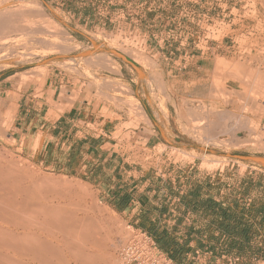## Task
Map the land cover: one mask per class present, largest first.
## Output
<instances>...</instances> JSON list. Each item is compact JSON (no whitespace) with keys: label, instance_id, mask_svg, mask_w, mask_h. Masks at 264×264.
Listing matches in <instances>:
<instances>
[{"label":"rangeland","instance_id":"rangeland-1","mask_svg":"<svg viewBox=\"0 0 264 264\" xmlns=\"http://www.w3.org/2000/svg\"><path fill=\"white\" fill-rule=\"evenodd\" d=\"M0 18L12 25L0 30V161L26 169L47 204L89 220L109 264H125L123 249L137 231L138 211L118 209L109 192L116 164L107 166L109 176L93 178L97 159L86 149L71 164L68 152L39 153L12 138L13 114L4 103L59 72L74 77L88 98L127 112L128 123L110 125L117 147L106 151L122 156L125 169L183 170L192 178L198 170H257L261 181L253 176L251 191L231 196L237 218L251 229L249 241L231 251L223 242L231 255L220 262L264 264V165L226 157L264 159V0H0Z\"/></svg>","mask_w":264,"mask_h":264},{"label":"crops","instance_id":"crops-1","mask_svg":"<svg viewBox=\"0 0 264 264\" xmlns=\"http://www.w3.org/2000/svg\"><path fill=\"white\" fill-rule=\"evenodd\" d=\"M75 83L76 79L70 74L59 72L52 74L40 87L14 92L11 101L4 103L6 110L13 114V140L22 148L38 146L39 153L47 147L52 148L50 152H68L71 164L78 161L86 149L97 159L90 169L93 178L109 176L107 166L115 163L110 173L117 182L109 192L114 195L117 208V203L126 198L128 204L124 210L138 211L134 222L137 231L151 236L173 264H221L220 258L231 255L222 246L230 239L215 226L216 219L223 209L236 211L238 205L231 199L232 194L237 190L241 193L251 191L249 186H255L254 181L260 180L261 174L251 167L242 171L227 170V174H222L223 170H198L193 178V173L183 170L172 174L148 171L141 175L136 168L127 170L122 156L106 153L117 147L111 145L110 125L118 122L111 127L117 128L128 123L127 112H121L107 101L88 98L86 88ZM63 91L66 97L61 96ZM147 127L144 124L143 131L138 132L140 139ZM151 139L148 138V142ZM237 175L242 177L238 182ZM224 176L229 178L226 180ZM222 186L228 189L222 190ZM208 200L218 204L217 215L208 211ZM249 202L252 205V200ZM161 237H165L166 250L160 245Z\"/></svg>","mask_w":264,"mask_h":264},{"label":"bare ground","instance_id":"bare-ground-1","mask_svg":"<svg viewBox=\"0 0 264 264\" xmlns=\"http://www.w3.org/2000/svg\"><path fill=\"white\" fill-rule=\"evenodd\" d=\"M8 24L0 18V30ZM26 174V169L13 162L0 161V264H109L105 242L94 234L90 221L47 204L44 190L32 185Z\"/></svg>","mask_w":264,"mask_h":264},{"label":"trees","instance_id":"trees-1","mask_svg":"<svg viewBox=\"0 0 264 264\" xmlns=\"http://www.w3.org/2000/svg\"><path fill=\"white\" fill-rule=\"evenodd\" d=\"M207 209L210 213L217 215L218 204L213 200H208ZM128 202L126 198H122L118 203V209L124 210ZM242 220L237 218L235 210L223 209L221 210L219 219H216L215 226H217L230 240H227L228 250L231 251L237 245L241 246L243 243L249 241V232L251 231L249 226H242ZM165 237H161L159 240L162 249L166 250L167 243L164 242ZM179 252V251H178ZM176 259L177 258H172Z\"/></svg>","mask_w":264,"mask_h":264},{"label":"built area","instance_id":"built-area-1","mask_svg":"<svg viewBox=\"0 0 264 264\" xmlns=\"http://www.w3.org/2000/svg\"><path fill=\"white\" fill-rule=\"evenodd\" d=\"M122 261L125 264H173L158 249L151 236L142 231H135L129 239L122 252ZM230 262L236 263L238 259L230 260Z\"/></svg>","mask_w":264,"mask_h":264},{"label":"water","instance_id":"water-1","mask_svg":"<svg viewBox=\"0 0 264 264\" xmlns=\"http://www.w3.org/2000/svg\"><path fill=\"white\" fill-rule=\"evenodd\" d=\"M119 58H121L124 62L132 66L134 69L139 70V68L132 63L128 58H126L124 55L114 52ZM226 157L231 158V159H236L244 162H254L258 164L264 165V159L260 157H254V156H248V155H226Z\"/></svg>","mask_w":264,"mask_h":264}]
</instances>
